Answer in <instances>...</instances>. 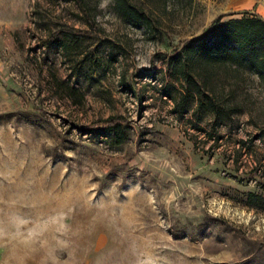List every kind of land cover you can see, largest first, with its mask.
<instances>
[{"label": "rangeland", "instance_id": "374dc122", "mask_svg": "<svg viewBox=\"0 0 264 264\" xmlns=\"http://www.w3.org/2000/svg\"><path fill=\"white\" fill-rule=\"evenodd\" d=\"M124 1L0 0V264H264V83L186 47L264 0Z\"/></svg>", "mask_w": 264, "mask_h": 264}, {"label": "trees", "instance_id": "16d2710c", "mask_svg": "<svg viewBox=\"0 0 264 264\" xmlns=\"http://www.w3.org/2000/svg\"><path fill=\"white\" fill-rule=\"evenodd\" d=\"M115 3L117 8L122 9L125 17L138 19V14L124 0H115ZM186 47L189 59L194 58L202 74L207 73L208 65L229 66L236 73L246 71L250 75H256L264 83V20L257 16L243 15L240 19L227 22L216 21L194 45L188 43ZM178 73L186 84L187 94L192 93L195 100L206 94L203 87L207 86L208 79L202 81V87L196 83L189 71L182 69ZM185 98L186 94L181 101L184 102ZM105 130L108 133L114 132L118 143H121L119 134L123 131L118 124H109ZM110 141L116 140L113 137ZM247 205L264 211V194L248 195Z\"/></svg>", "mask_w": 264, "mask_h": 264}, {"label": "crops", "instance_id": "0c3cea01", "mask_svg": "<svg viewBox=\"0 0 264 264\" xmlns=\"http://www.w3.org/2000/svg\"><path fill=\"white\" fill-rule=\"evenodd\" d=\"M262 17V18H261ZM260 18L264 20V16H261Z\"/></svg>", "mask_w": 264, "mask_h": 264}]
</instances>
